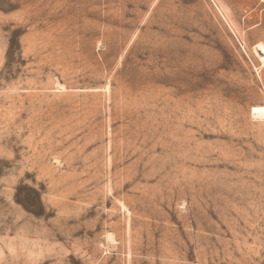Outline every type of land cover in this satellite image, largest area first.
<instances>
[{"label": "rangeland", "instance_id": "374dc122", "mask_svg": "<svg viewBox=\"0 0 264 264\" xmlns=\"http://www.w3.org/2000/svg\"><path fill=\"white\" fill-rule=\"evenodd\" d=\"M0 264H264V0H0Z\"/></svg>", "mask_w": 264, "mask_h": 264}]
</instances>
